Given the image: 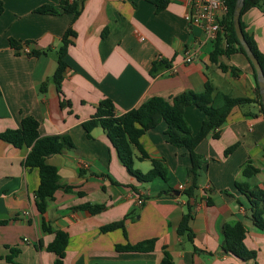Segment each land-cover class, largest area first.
I'll use <instances>...</instances> for the list:
<instances>
[{
	"label": "crops",
	"instance_id": "crops-1",
	"mask_svg": "<svg viewBox=\"0 0 264 264\" xmlns=\"http://www.w3.org/2000/svg\"><path fill=\"white\" fill-rule=\"evenodd\" d=\"M157 1L84 0L74 18L37 12L42 6L58 7L61 0H0V132L33 117L41 137L69 134L75 145L46 160L58 170L62 187L42 215L35 201L39 173L24 164L31 149L0 139V264H54L57 256L47 250L54 235L44 230V222L68 235L64 264H160L164 249L173 264H264V229L253 224L248 201L235 186L247 181L264 189V113L251 64L239 52L212 62L215 41H206L201 29L188 25L184 1L167 0L162 8ZM241 22L264 56V10H247ZM70 27L76 37L64 58L67 69L59 93L52 81L56 51ZM196 47L198 59L186 63L185 51ZM48 49V55H27ZM154 61L160 64L151 75ZM232 68L238 69L236 75ZM208 81L219 92L253 102L233 108L220 136L211 133L198 144L196 177L189 172L187 149L168 142L165 122L140 139L150 158L163 160L168 170L166 182L157 178L150 183L129 174L102 128L89 137L83 127L104 99H111L122 115L153 96L201 93ZM185 119L196 134L207 116L188 106ZM138 157L135 150V169L148 172L151 161ZM248 162L259 173L246 179ZM188 204L192 241L178 234ZM86 205L104 208L92 213ZM118 222L122 227L102 230ZM238 222L245 225V243L257 251L256 259L242 261L223 252V228ZM148 240H155L150 253L116 249ZM12 249L18 253L9 262Z\"/></svg>",
	"mask_w": 264,
	"mask_h": 264
},
{
	"label": "trees",
	"instance_id": "trees-1",
	"mask_svg": "<svg viewBox=\"0 0 264 264\" xmlns=\"http://www.w3.org/2000/svg\"><path fill=\"white\" fill-rule=\"evenodd\" d=\"M236 1L237 0H227L228 14L224 22L225 34L223 35L226 46L222 48V39L219 35L215 41L214 51L211 54L212 62H216L220 55L229 56L236 52L242 53L247 57L236 36L233 25V11ZM83 3L84 0H61L58 7L42 6L37 9V12L50 15L73 14L74 18H77L82 11ZM166 3L167 0L157 1L159 8L164 7ZM251 8H260L264 10V0H245L242 15ZM2 12L3 5L0 2V14ZM241 26L243 28L242 22ZM244 35L258 58L264 72V56L259 53L254 41L245 32ZM75 37L76 33L72 27H70L62 38L61 46L56 51L57 69L52 76V81L56 85L59 93H61V83L67 69L64 58L68 54L70 46L74 44ZM10 44L14 49H21V45L15 40H10ZM49 51H51V49L32 51L27 55H48ZM159 64L160 63L157 61L153 62L151 75L156 73ZM250 64L258 101L262 106L257 74L251 62ZM220 68L222 70L227 69L224 65H220ZM232 72L236 75L238 69L232 68ZM45 88L46 84H43L41 90L44 91ZM252 102L253 100L248 98H233L228 94L219 92L211 82L208 81L205 85V90L201 93L188 91L170 98L153 96L137 108L129 110L122 115L116 113L115 105L111 99H104L96 107V112L93 116L83 123V127L89 137L93 129L97 127L102 128L115 147L123 166L129 174L134 176L140 183H150L157 178L166 182L168 180V170L165 162L163 160L151 159L143 149L140 139L144 134L156 128L161 122H165L167 125L166 136L168 142L177 148L187 149L191 158L189 172L193 177H196L200 170V164L195 152L198 144L211 133L213 137L218 138L220 136V129L226 123L232 109ZM188 106L197 107L207 116V120L203 122L200 131L196 134L192 132L191 127L185 119V109ZM262 111L264 113L263 106ZM39 128L40 123L38 120L33 117H24L21 120L19 128L7 129L0 132V139L16 148L28 147L31 149L24 164L27 168L36 169L39 173L40 183L35 191V201L38 211L44 215L47 211L49 200L53 199L55 192L62 187L58 170L48 165L46 160L51 155L61 154L66 150L75 149V145L69 134L41 137ZM232 149L233 148H230L227 151L230 152ZM135 150L139 152V160L151 161L152 167L148 172L143 173L135 169ZM258 173L259 169L255 168L250 162L243 168V176L246 179ZM235 186L248 201L249 218L253 224L264 229V189L259 186L253 187L247 181H237ZM66 188L68 189V187ZM187 194L191 195L190 193ZM83 208L90 210L92 213H97L104 207L86 205ZM191 219L192 208L188 204L187 212L179 225L178 234L180 236H187L189 241L194 239V234L190 227ZM122 225L123 222H118L103 227L102 230L110 231L122 227ZM43 228L45 231L54 235L52 242L47 247L49 252L57 256L54 264H64L63 260L68 244L67 233L61 230H54L46 222L43 223ZM223 233L224 242L222 249L224 253L232 254L242 261L257 258V251L249 249L245 243L247 230L242 222H238L235 225H225ZM154 248L155 240H148L136 245L116 247L119 252L138 253H150L154 251ZM17 253V249H12V255L6 259L12 262L13 257L17 255ZM160 264H173V260L166 249H164L163 259Z\"/></svg>",
	"mask_w": 264,
	"mask_h": 264
},
{
	"label": "built area",
	"instance_id": "built-area-1",
	"mask_svg": "<svg viewBox=\"0 0 264 264\" xmlns=\"http://www.w3.org/2000/svg\"><path fill=\"white\" fill-rule=\"evenodd\" d=\"M186 6L184 19L188 25L198 27L205 40L214 42L225 34V19L228 14L227 0H183ZM200 46V45H198ZM200 47L185 51V62L193 63L198 59ZM183 189V186H180ZM142 204V201L139 200Z\"/></svg>",
	"mask_w": 264,
	"mask_h": 264
},
{
	"label": "water",
	"instance_id": "water-1",
	"mask_svg": "<svg viewBox=\"0 0 264 264\" xmlns=\"http://www.w3.org/2000/svg\"><path fill=\"white\" fill-rule=\"evenodd\" d=\"M244 5H245V0L236 1L234 11H233V25H234L236 36L240 44L242 45L248 59L250 60V62L252 63L256 71L257 82H258L260 96H261V102L264 108V72H263L262 66L258 58L256 57L255 53L251 49L249 43L247 42L245 35L243 33L242 26H241V16H242V10L244 8Z\"/></svg>",
	"mask_w": 264,
	"mask_h": 264
}]
</instances>
